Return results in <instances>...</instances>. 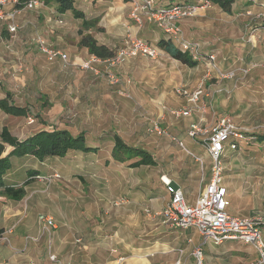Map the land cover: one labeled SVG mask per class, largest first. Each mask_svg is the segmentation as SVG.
Segmentation results:
<instances>
[{"label":"rangeland","instance_id":"374dc122","mask_svg":"<svg viewBox=\"0 0 264 264\" xmlns=\"http://www.w3.org/2000/svg\"><path fill=\"white\" fill-rule=\"evenodd\" d=\"M129 6L107 32L92 29V33L115 54L129 47L131 40H142L159 49V34L166 37L157 20L142 15L141 23H135L128 18ZM119 7L121 4H107L103 9L111 12ZM259 11L234 8L227 15L211 5L178 22L185 39L200 43L203 53L215 55L221 72L235 71L232 79L216 78V72L205 78L204 63L188 68L160 49L154 59L138 53L112 65L96 63V72L82 70L72 64L82 55L75 41L79 39L76 28L80 23L71 17L63 19L66 31L64 34L62 30L60 36L55 25L58 17L43 7L21 12L13 35L0 22V98L8 91L16 106L28 110L25 117L0 111V129L7 127L18 139L41 129L68 130L73 135L84 133L88 145L98 147L96 154L70 152L64 158L46 161L44 171L26 187L22 200L0 196V234L12 229L0 241V264H52L49 250L63 264L67 260L72 264L70 253L67 260L64 257L71 246L76 250L79 247V264H116L113 261L127 257L116 243L123 237L139 245L151 239L149 232L156 227L174 238L179 236L184 230L163 226L161 218L153 214L168 204L163 175L177 184L187 199L195 198L209 177L210 159L204 138L188 136L190 126L198 122L200 129L208 132L220 118L229 117L243 136L237 141L240 150L249 151L255 142L252 135L264 133V17H257ZM103 20L108 24L111 18L105 16ZM123 22H127L128 29ZM37 37L51 48L64 51L68 65L47 61L35 43ZM242 68H249V72L243 75ZM107 73L113 74L117 82L111 83ZM176 89L188 94L199 90L202 94L191 104ZM182 108L191 109L190 116L178 118L171 114ZM156 122L165 135L148 131ZM115 134L127 145L149 152L156 165L131 169L113 162L110 151ZM194 157L202 158L203 169ZM33 162L13 159L15 182L27 178L24 168ZM45 177L51 178L47 181ZM40 215L51 216L56 229L50 239L44 235L30 243L27 237L41 233ZM185 232L200 243L195 229ZM64 245L68 247L64 249ZM241 246L234 244L232 249ZM32 247L38 253L35 261L29 256ZM170 253L176 257L181 254ZM229 257L234 258V254ZM180 260V264H197L191 250L185 261ZM121 262L118 264H124V260ZM150 264H177V260Z\"/></svg>","mask_w":264,"mask_h":264},{"label":"built area","instance_id":"2783aa9c","mask_svg":"<svg viewBox=\"0 0 264 264\" xmlns=\"http://www.w3.org/2000/svg\"><path fill=\"white\" fill-rule=\"evenodd\" d=\"M128 2L132 8L128 14V18L137 23H141L142 15L148 20L151 18L157 20L158 27L165 33L166 40H169L181 53H186L190 58L198 63H204L206 74L205 78H210L211 72L215 73L216 78L232 79L235 71L223 73L216 63L215 55L203 53L201 44L191 42L185 39L178 22L184 18L196 15L201 10L209 8L212 4L208 0H196L192 3L175 2L169 7H155L154 0H123ZM17 0H0V22L5 24L7 31L13 35L17 31L15 20L22 10H35L44 7L41 2L36 0H26L22 8H16ZM257 17H264V4L260 5V11ZM35 43L39 51L45 56L47 61L53 62L59 60L63 65H68L69 57L61 50L51 48L43 39L37 37ZM138 53L146 55L152 59L158 56L159 49L152 47L142 40H131L130 46L126 49L119 50L113 58L101 60L93 55L88 60H77L72 62L73 65L79 66L82 70H90L96 72L94 66L96 63H117L130 56ZM243 75L249 72V68L240 70ZM111 83H116L117 78L107 73ZM176 93L184 95L189 103H196L201 91L188 94L186 90L176 89ZM175 117H187L191 114V109L182 108L171 112ZM199 123L192 124L188 130V136L196 138L201 135L203 146L210 159V177L208 183L204 184L199 190L195 201L189 204L185 198L183 191L172 185L170 179L165 175L161 177L165 193L168 195V204L155 216L161 218V223L167 228L177 230H188L193 228L200 236V243L195 245L191 255L202 264L203 246L212 244L218 246L225 241H237L243 245L250 246L257 254V260L249 264H264V214L258 217H234L226 211V202L224 199V190L222 188V177L224 167L222 164V156L226 149L234 151L238 149L237 141L243 139L229 117H222L208 132L201 130ZM150 133L157 135H165V131L160 127L159 123H153L149 130ZM179 146L184 147L181 142ZM195 161L203 169V160L194 157ZM58 175L54 174L53 178ZM52 177V176H51ZM51 177H45L48 181ZM149 213L148 210H145ZM150 215V214H149ZM38 221L41 225V233L39 236L27 237L30 243H36L40 237L46 235L49 239L52 237L53 231L56 229L55 220L51 216L40 215ZM12 229L4 231L0 234V241L5 240L6 235L11 234ZM5 235V236H4ZM79 242V240H76ZM50 249V246H49ZM48 260L52 264H63L57 258L53 251H48ZM122 257L117 261H123Z\"/></svg>","mask_w":264,"mask_h":264},{"label":"crops","instance_id":"0c3cea01","mask_svg":"<svg viewBox=\"0 0 264 264\" xmlns=\"http://www.w3.org/2000/svg\"><path fill=\"white\" fill-rule=\"evenodd\" d=\"M157 2L159 4H166L169 2V0H158ZM107 4H121V7L116 10H112L111 12H104L103 8ZM261 4H264V0H234L232 9L237 8L238 10H247V12H249V10L258 12ZM74 5L75 8H77L84 14L86 19L99 18L98 27L102 28L103 32H107L109 28H112L114 26V22H117V19L125 15V10L128 11L130 9L128 2H125L123 0H74ZM43 8L51 9L52 12L55 13V16L58 17V21L55 22V25H57L59 29V31H57V36L62 35V30L63 33L66 31L62 27V21L64 18L68 20L69 17H71L75 23L81 24L79 20H76L72 17L70 12H67L65 14H58L56 12L54 4L44 6ZM23 11L25 10L20 11V13ZM105 16L111 18L108 24V21L106 22V20H103ZM127 22H123L122 24L126 28L128 26ZM78 29L79 26L78 28H76V30L78 31ZM91 34L98 42V44L105 45L106 47H108L105 42H101L99 40L97 34H93L92 31ZM159 35V40L164 38V34ZM78 40L79 39L75 38L76 43L78 42ZM80 53L82 56H79V58H74L73 62L77 60H87L91 56L90 54H88L85 48H80ZM263 147L264 143L259 144L255 141L251 151H249L247 147V150H240V146L238 145L237 150L230 151L227 149L229 152L226 151V154L224 153L222 156V164L224 167L222 177V188L224 190L226 211L231 216L258 217L264 214V151L262 150ZM27 159H31L32 162H35H33V165L31 167L24 168V178H26L27 170L37 171V177H39L42 171H44L43 167L46 165V161L50 160L46 159L44 160V162L39 163L33 158ZM13 173L14 171L11 167V169L4 176V183L7 186H20L25 181V179H23L20 183L15 182L13 179ZM209 177L206 179V182H203L204 184L208 183ZM172 184L176 185V188H180L173 181ZM196 197L187 199L185 196L189 204H192L195 201ZM155 213L153 214V217H158L155 216ZM158 218L160 219V217ZM162 230L163 229L160 227L154 228L149 232V236L151 239H145L143 240V242H140L139 245L136 244L135 240H132L129 237H123L122 239L116 241V243L119 245L118 247H120V249H118L119 252L127 256L125 257V259L123 258L124 262H122L124 264H150L154 261L166 260L167 262L171 263L173 260L176 259L177 264H180V259L182 258L185 261L190 250L192 253L193 248L195 247V245L198 244L197 239H194L193 236H189L185 232L186 230H184L181 234H179V236H176L175 238L174 236H169L171 235L170 233L166 234ZM198 237L200 238L199 235ZM234 244L242 245V243L240 242L231 240L225 241L222 245L218 246L210 244L207 249L203 250V258L205 264H231V262L232 264H249L257 260V254L253 248H247L248 246L245 247L244 245L239 248L232 249ZM63 247L64 249H66V247L68 246L64 245ZM33 250V247L30 248L29 256H32L33 259L31 260L35 261V255H38V253L37 251ZM176 251L181 252V254H178L179 257H176L175 254L170 253ZM67 253H70L69 258L67 257ZM232 254H234V258L229 257V255ZM64 257L65 260H67L68 258L72 264H79V247H77L76 250L71 246V249L66 250ZM67 261H65L64 263L69 264V262ZM113 262H116V264L119 263L117 261Z\"/></svg>","mask_w":264,"mask_h":264},{"label":"trees","instance_id":"16d2710c","mask_svg":"<svg viewBox=\"0 0 264 264\" xmlns=\"http://www.w3.org/2000/svg\"><path fill=\"white\" fill-rule=\"evenodd\" d=\"M26 0H17L16 8H22ZM43 5H55L58 14L70 12L72 17L81 22L77 35L79 40L78 47L85 48L88 54L93 55L101 60H108L114 57L115 53L105 45L98 44L91 30L102 32L103 29L98 27L99 18L86 19L84 14L75 8L74 0H36ZM196 0H169L166 4L155 3V7H169L175 2L192 3ZM212 5L218 7L221 11L229 15L231 13L234 0H208ZM160 50L166 53L171 59L188 67L195 68L198 62L192 60L186 53H181L169 40L164 38L157 42ZM2 87L0 82V88ZM10 92H5L4 98L0 99V111L5 115L25 117L28 110L16 106L11 100ZM44 100L43 97H41ZM43 104H45L43 102ZM46 105V104H45ZM254 140L264 143V133L252 135ZM113 144L110 151V158L118 164H127L131 169H137L142 166L152 167L156 165L153 156L146 150L127 145L123 139L115 134L113 135ZM75 152L81 154H96L98 147L88 145L84 133L77 135L71 134L68 130L42 129L30 134L24 139H18L13 136L7 127L0 129V196L8 200L20 201L24 198L25 187L32 183L37 177V171L27 170L26 179L20 186H7L4 183V176L11 169L13 159L33 158L37 162H44L46 159L64 158L68 153ZM174 187L175 185L172 184Z\"/></svg>","mask_w":264,"mask_h":264}]
</instances>
